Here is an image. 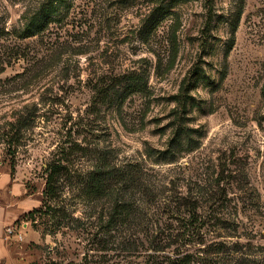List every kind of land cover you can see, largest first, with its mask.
<instances>
[{"label":"rangeland","instance_id":"rangeland-1","mask_svg":"<svg viewBox=\"0 0 264 264\" xmlns=\"http://www.w3.org/2000/svg\"><path fill=\"white\" fill-rule=\"evenodd\" d=\"M44 1L0 0V28L22 27ZM58 11L42 36L0 40V209L23 236L7 238L2 264H161L217 258L220 243L226 264H264V0H63ZM114 83L117 97L102 100ZM62 147L78 150L77 172L98 149L141 164L137 219L114 226L110 202L78 189L69 227L24 217L43 200L25 209L24 192L42 195ZM175 206L211 225L184 232Z\"/></svg>","mask_w":264,"mask_h":264},{"label":"trees","instance_id":"trees-1","mask_svg":"<svg viewBox=\"0 0 264 264\" xmlns=\"http://www.w3.org/2000/svg\"><path fill=\"white\" fill-rule=\"evenodd\" d=\"M62 2L63 0H45L43 3H40L38 9L27 10L22 17V27L14 28L12 31H8L6 28H0V40H6L11 35L22 41L42 36L52 23L61 20L58 10ZM20 55L27 60L29 59V61L38 59L37 54L34 52H23ZM2 56L5 58L10 57V51L3 52ZM136 79V75L130 76L129 78L131 82L135 81L132 86L138 88L139 86L137 85L141 84H136ZM116 83L102 86L99 90V95L102 100L106 102L114 101L119 94L117 85L120 82L115 86ZM75 151L78 150L62 147L57 155L47 164L45 170L46 184L42 194V206L26 213L24 217L35 218L36 216H40L44 219V217H51L52 215V219L55 217L59 221L58 226L60 228L69 227L70 222L68 217L70 218V216L67 215L65 209L67 202L66 195L78 189L81 197L91 204L98 206L101 202H110L111 218L109 223L114 226L130 222L132 218L136 220L141 209H143L137 202L139 199L136 198L138 197L137 194L141 193L140 190H142L143 192L141 194L143 197H147L145 178L147 174L143 170L142 165L128 164L118 166L111 158L109 152L104 149H98L94 153L93 151L89 153L90 155H94L91 158L92 166L85 172H77L70 166L73 160L72 156L76 154ZM12 171L14 173V168H12ZM129 192H132L130 197L128 195ZM175 209L176 206L172 212L174 216L178 217V219H175L178 221L182 218L181 211ZM215 219L219 220V218ZM181 220L184 223V232L189 231L188 229L190 227H194V223L200 225L201 229L202 226L206 227L211 225L209 224L210 221H206L209 220L208 218L204 220L202 217L195 219L189 217L188 219L182 218ZM200 243L205 245V240H202ZM217 246L219 248L214 253V255L218 256L217 258H213L207 251H204L203 254H201V251H197L195 255L175 253V256L166 257L161 264H226L224 261H226L225 256H227V252L224 248L227 246L223 243L217 244ZM236 264L245 263L239 258Z\"/></svg>","mask_w":264,"mask_h":264},{"label":"crops","instance_id":"crops-1","mask_svg":"<svg viewBox=\"0 0 264 264\" xmlns=\"http://www.w3.org/2000/svg\"><path fill=\"white\" fill-rule=\"evenodd\" d=\"M25 193L26 192H24L25 198L22 199L24 208L26 209L27 207H29L31 203H35V206L33 207H37L39 203L41 202V197L43 195L40 194L38 197V195H30V194L27 195ZM32 200H34V202H32ZM29 211L30 209H27L26 211L23 212L24 213L23 215H25ZM20 216H22V214ZM10 220L11 218L7 216L6 211H4L3 209H0V264L4 263L9 258V255H10L9 248L7 245V237H6V230H5L6 226L11 224Z\"/></svg>","mask_w":264,"mask_h":264},{"label":"built area","instance_id":"built-area-1","mask_svg":"<svg viewBox=\"0 0 264 264\" xmlns=\"http://www.w3.org/2000/svg\"><path fill=\"white\" fill-rule=\"evenodd\" d=\"M6 237L7 238L14 237V238H16L19 241H22L23 240V236L14 227L7 228V230H6Z\"/></svg>","mask_w":264,"mask_h":264}]
</instances>
